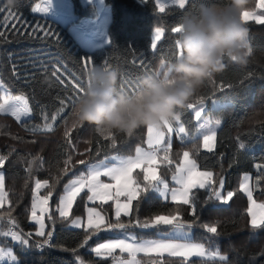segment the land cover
<instances>
[{
  "label": "trees",
  "instance_id": "obj_1",
  "mask_svg": "<svg viewBox=\"0 0 264 264\" xmlns=\"http://www.w3.org/2000/svg\"><path fill=\"white\" fill-rule=\"evenodd\" d=\"M39 1L19 0L17 7L12 9L6 6V0H0V24L3 23L2 17L8 16L9 12L16 17L15 28L11 23L0 27V32L4 33V38L0 39V78L13 95L27 97L29 107L32 108L31 117L22 121L0 113V155L8 156V160L0 167L5 177L4 192L7 193L0 207V245L12 247L18 259L13 264H111L114 256H97L92 249V244L107 237L108 231L91 235L87 244H84V238L91 230L68 226L72 217L82 214L85 195L78 197L71 215L66 219L60 217L56 210L58 197L69 178L86 170L87 166L80 164V160L95 162L104 159L106 155H133L135 147L145 144L147 126L136 129L131 137L116 133L118 139L115 149L89 124H81L72 132L73 164L68 174L62 176L56 184L49 199L45 236L49 232L52 235L49 243L41 248L36 245L43 243L45 237L36 235V225L29 221L32 185L37 179H48L50 184L55 183L63 160L67 158L65 153L69 151L63 135L65 121L67 126L72 124L73 112L79 100L69 104L57 117L52 132H32L30 129L44 123L42 109L52 114L59 106L58 98L75 95L69 84V73L75 75L81 86L87 84L90 71L97 66L116 69L119 85L121 77L138 83L139 80H135L137 75L141 78L146 73L157 71L162 73L161 76L164 72L168 74L171 64L182 51L175 45L179 34L172 33L171 28L179 26L181 18L197 9L201 0H190L186 9H178L176 5L170 4L164 12L159 10L156 0H105L110 8L108 43L94 50H85L79 46L67 25L34 14L32 9ZM71 2L78 18L95 16L92 4L82 6L79 0ZM258 4L259 0H252L249 5L251 11H264ZM247 26L250 28L249 38L253 47L249 64L240 67L226 60V69L211 81H206L190 101L198 105L199 98H204L208 102L204 114L211 120L219 119L221 122L216 132L215 149L208 151L203 147L202 137L209 129L206 128L199 135V124L193 110L186 109L181 119L187 130L184 139H181L180 134L173 133L170 150L173 163L165 165L160 159L156 165L159 176L170 180L172 170L181 162L178 153L189 151L201 170L213 173L214 186L220 179L224 180V192H233L230 202L221 205L216 197L211 196L210 189H195L192 202L197 214L193 217L189 205L164 200L153 188L141 193L139 200H133L130 216L122 215L120 218L127 223L133 216L140 220L152 218L156 214L171 217L169 213L179 209V218L192 224L193 240L226 254L227 258L187 260L173 256H141V264H264V225L255 228L251 226L249 201L239 187L242 175L251 174L254 197L264 203V170L256 167L257 164L264 165V123L252 124L248 120L250 113L264 108V24L249 20ZM157 27L164 29V35L157 49L153 50L151 42ZM32 29H36L35 35ZM44 32L49 35L45 37ZM141 59L147 62L150 72L141 73ZM161 62L166 65L164 69L160 68ZM53 67L60 69L58 75L62 74L61 78H66L65 85L50 75ZM46 68L49 71H45ZM221 84L223 90H220ZM127 91L133 94L134 85ZM213 99H219L221 104L214 107ZM241 142L246 145L244 149L239 148ZM195 143L200 145L198 150L193 147ZM97 148H100L99 156L96 155ZM163 155L161 151L160 157ZM143 175L141 169L133 173L134 179L142 180ZM146 183L143 181V184ZM46 192L47 189L43 188L40 194L45 195ZM93 206L101 208L107 218L115 220L111 202L94 203ZM203 225L217 227V234L208 233ZM162 227L170 228L167 225ZM11 229L20 232L27 241L14 243L10 235H3ZM129 229L141 236H157L156 227Z\"/></svg>",
  "mask_w": 264,
  "mask_h": 264
},
{
  "label": "snow or ice",
  "instance_id": "obj_2",
  "mask_svg": "<svg viewBox=\"0 0 264 264\" xmlns=\"http://www.w3.org/2000/svg\"><path fill=\"white\" fill-rule=\"evenodd\" d=\"M157 6L161 12H164L165 5L160 2V0H156ZM46 6L41 7L40 5H36L33 8V11L36 12H47L48 7L51 3V0H45ZM171 4H174L178 7V9H186V4L190 3V0H170ZM258 7L260 9H264V0H259ZM253 20L255 23L264 24V11L259 14L255 11H246L242 15V20L245 24L249 20ZM3 23L0 24V27L6 26L8 23H11L13 28L16 27V17L12 12L8 13V16L2 17ZM181 31L180 25L174 26L171 28L172 33L179 34ZM32 34H36V29H32ZM49 35L48 32H44V36L47 37ZM164 35V29L161 27H157L155 29V34L152 38L151 48L153 50L157 49V41L161 40V37ZM4 38V33L0 32V39ZM175 45L178 49L179 47V39L175 41ZM135 64V62H134ZM63 67V65H62ZM139 67L141 69V73L150 72L151 69L147 67V62L144 60H140ZM166 67L165 63L161 62L160 68L164 69ZM105 70H110L108 66L104 67ZM67 72V69H64ZM45 71H49L47 68ZM170 71V69H168ZM60 73L59 68L53 67L50 71V75L61 84L65 85L66 78H61L62 74ZM156 75L161 76L162 73L160 71L155 72ZM71 76V81L69 84L71 85L73 91L75 92L74 96H66L63 98H58V107L55 109L54 113L49 114L43 109L41 110V116L43 120V124L36 125L30 131L32 132H52L54 130V124L57 120V117L60 116L69 104H73L76 100H79L83 95L86 94V89L90 86L91 81L88 80L85 86H81L80 82L77 80L74 74L69 73ZM167 72L163 73V76H166ZM135 80H140V76L137 75ZM212 79L208 80L211 81ZM135 94L138 89V83H135L134 80L129 79L125 80L121 77L120 88L121 90H127L129 87L133 86ZM0 87H4V83L2 78H0ZM220 90H223V85H220ZM2 102H0V113H9L11 116L15 117L17 121L21 120L22 117H31L32 108L29 107L28 98L23 95H12L8 92V89L5 87V95L0 98ZM199 107H196L194 103L190 102L188 105V109L193 110L194 118L197 121H201L202 113L204 112V98H199ZM220 121H215V125L219 126ZM65 129H64V138L65 145L69 151L65 153L66 159L63 160V166L60 167L57 176L55 177V183L50 184L48 179H44L43 181L37 179L35 180V189L36 194L33 196L32 200V218L37 221L40 225V231L36 233V235L45 237L44 244L49 243L51 239V233L49 232L47 236H45L44 232V217L43 215H37V209L43 214H47L49 211V199L53 195V191L55 189L56 184L60 182L62 176L67 175L69 169L72 167V149L74 145L72 143V132L77 129L81 124L77 121H73L70 126H67V121H65ZM210 129L208 132H205L202 140L203 147L208 151H212L213 141L216 138V131L212 127V122L210 120L205 119L201 122L197 131L200 132L205 128ZM186 128L184 126V122L181 120L174 123H166L164 129H159L153 126H147V150L143 147H135L134 152L135 155H114L109 156L106 155L104 159L97 160L95 162H88L85 160H80V164H85L86 171L80 173L74 179H70L67 183L63 185V195L58 197V208L56 209L59 212L60 217L67 218L69 215V211L72 208L76 197L81 193L85 192L86 200L88 202H95L99 200L102 204L107 203L109 200H112L115 205V220H111L101 214V211H97L96 208H88V217H87V229L91 230L87 233L84 238L83 243L87 244L88 239L91 238V235L96 234L99 231H112V230H126L131 227H139L141 229H148L151 227H155L156 225H171L176 230V234L186 235L188 229L192 226V224L187 223L181 220L178 216L179 209L174 210L169 213L171 218L167 216L156 214L154 217L149 219L140 220L138 217L133 216L127 223L122 221L120 218L122 215L130 216L132 214V202L133 200H139L141 193L148 192L151 189H157L162 198L167 200L169 195L172 201H180L184 205H189L191 209V214L193 217H196L197 209L192 202L193 189L196 188H208L211 190V196L220 199L222 202L227 203L233 196V192L229 191L227 193V197L222 196L221 191L219 189H223L224 180L220 179L216 182L214 186L213 181V173L201 172L198 170V165L194 159H190V152L183 151L182 153H178V156L182 160V163H178L175 169L172 170V180L176 182L179 187L170 188L167 181L160 176L157 175L153 165L157 163L158 160L162 159L165 165H171L173 163L171 157V140L166 139L168 134L176 132L181 135V139H184V134L186 133ZM100 137H103L104 141L109 143V146L113 149L116 148L117 145V135L116 133L109 132L107 134H99ZM127 136H133V133L127 134ZM99 142V141H98ZM163 145V148H161ZM193 147L197 150L199 149V143L193 144ZM246 145L241 142L239 143V148L244 149ZM91 151V149H89ZM163 151V157H160V152ZM100 148L96 149V155L99 156ZM8 160V156L0 155V167H2L5 162ZM35 160H33V164H35ZM256 167L258 169L264 170V165L257 164ZM135 169H141L145 174L142 177V180L133 179V171ZM29 172H31V168H29ZM101 177L108 178L110 181H114L115 185L113 186L111 183H105ZM249 177L245 176L243 178V182L241 184V189L247 193L248 199L252 203V207L248 209L251 214V226L259 227L264 225V204L257 205L254 200H252V190L249 188ZM143 181H147L148 183L143 184ZM259 179L257 180V184H259ZM5 187V177L3 172H0V204H3L6 200L7 193L4 192ZM47 189L45 195L41 196L39 194V190L41 188ZM86 190V191H85ZM120 197H124L126 202H121ZM253 209H259V213L254 211ZM51 219V217H49ZM14 223V222H13ZM71 223L76 227H81L82 222L79 218L74 219ZM207 229L208 233L217 234V227L203 225ZM3 235H11L15 239L25 240L19 233L15 232H4ZM31 235V234H29ZM27 241V240H25ZM132 243H129L127 239L116 238L111 240L109 243L100 244L98 248L94 251L97 256H111L113 252L117 249L120 250L121 253H128L130 259H117L116 264H141V261L138 260V253H164L167 252L170 256H182L188 257L191 255H195L198 257H204L208 255L210 258H216L219 256L220 260H226V257L220 256L218 252H207L203 244H189V243H174L171 239H161V240H145L143 242H136V237H132Z\"/></svg>",
  "mask_w": 264,
  "mask_h": 264
},
{
  "label": "clouds",
  "instance_id": "obj_3",
  "mask_svg": "<svg viewBox=\"0 0 264 264\" xmlns=\"http://www.w3.org/2000/svg\"><path fill=\"white\" fill-rule=\"evenodd\" d=\"M19 0H6L16 8ZM252 0H201L180 21L182 50L166 76L146 73L138 91L121 90L116 69L97 66L89 73L90 86L77 102L73 117L98 134L133 133L142 126L164 129L182 119L183 111L204 83L226 69L225 61L240 67L253 55L250 28L242 20ZM219 121V119H217ZM216 120V121H217ZM252 124L264 123V108L249 114Z\"/></svg>",
  "mask_w": 264,
  "mask_h": 264
},
{
  "label": "rangeland",
  "instance_id": "obj_4",
  "mask_svg": "<svg viewBox=\"0 0 264 264\" xmlns=\"http://www.w3.org/2000/svg\"><path fill=\"white\" fill-rule=\"evenodd\" d=\"M79 1H80V4L82 6H86V5L92 4L94 6V8H95V16L94 17L83 16L81 18H78L77 15L74 12V7L72 5L71 0H51V3L49 5H47V7H48V11L47 12H36V11H33V9H32V12L34 14H37V15H42V16H47V17L53 18V19L57 20L58 22H60L61 24L67 25L70 34L75 39V41L78 43V45L81 46L83 49H85V50H94L96 48H100V47L104 46L106 43H108L107 28H108V25H109V22H110V8L105 3V0H79ZM160 2L163 3L165 5V7L167 5L171 4L170 0H160ZM36 5H40L41 7H45L46 6L45 0H40L38 3H36L34 5V7H36ZM252 11L257 12L258 14L260 13L259 10H252ZM154 34H155V31L153 33V36H154ZM159 41H157L156 43L158 44ZM8 92L10 94H12L9 90H8ZM4 95H5V86L4 87H0V98H2ZM0 102H2V100H0ZM220 104H221V101L219 99H213L212 100V105L214 107H218ZM195 106L199 107V104L195 105ZM207 108H208V102L204 101V112L207 110ZM204 112L202 113L201 121H197L198 124L203 122L205 119L210 120L212 122V127L217 132L218 128L221 125V122H220L219 126H216L215 125V121L216 120H211L210 118H208L204 114ZM2 114L10 115L9 113H2ZM29 118L30 117H22L21 120H19V121L27 120ZM205 129H203L202 131L198 132V134L199 135L202 134V132L205 131ZM215 140H216V138L213 141H211V143L213 144V142ZM146 144H147V142H146ZM114 155H116V154H114ZM114 155H110V156H114ZM133 155H135V154H133ZM153 168L155 169V171H156V173L158 175L156 164L153 165ZM134 171H133V173H134ZM205 172H208V171H205ZM245 176H248L250 178L249 179V188L252 190V193H253V185H252L251 174H243L242 177H241L240 183H239V187H240V190L247 196V193H245L241 189V184H242L243 178ZM74 178H76V177L69 178L65 183H67L70 179H74ZM101 179L105 183H111L113 186L115 185V182L114 181H110L108 178L101 177ZM133 179H134V177H133ZM42 189H43V187L39 190V194H40ZM219 190L221 191L222 196L227 197V192L226 193L224 192V187H223V189H219ZM32 191H33L32 195L34 196L36 194L35 180H34L33 185H32ZM60 195H63V190L61 191ZM82 195H85V192H81L76 197V200L74 201V203L72 205V208L69 211L68 217L71 215L72 209H73L78 197H80V196L82 197ZM33 196H32V200H33ZM41 196H43V195H41ZM120 200H121L122 203L126 202L124 197H120ZM230 200H228V202L225 203V202H222L220 199H218V203L221 204V205H227L230 202ZM252 200H254L257 205L264 204V203L256 200V198L254 197V194L252 195ZM248 201H249V205H248V209H249V208L252 207V203H251V201L249 199H248ZM108 202H111V204H112V215H113V217H115V214H114L115 213V205H114L112 200H109ZM175 202H180V201H175ZM94 203L102 204L99 200H97L95 202H88L86 200V196H85L84 207H83V210H82V214L80 216L72 217L69 220L68 226L70 228H77V229L86 228L87 229V217H88V211L87 210H88V208H93L94 207V208H96L97 211H101V214L106 217L105 213L103 212V210L101 208H99L97 206H93ZM103 204H105V203H103ZM2 205L3 204H0V207ZM31 206H32V202H31ZM58 206L59 205H57V208H58ZM253 210L257 211L258 213L260 211L259 209H253ZM37 215L38 216L43 215L44 224H45V216H46V214L41 213L39 211V209H37ZM58 215H59V212H58ZM167 217L171 218L169 216H167ZM77 218H79L81 220V222H82L81 227H76V226H74L71 223L72 220L77 219ZM251 219H252V217H251V214H250V222H251ZM29 221L36 225V232L35 233H38L40 231V225H39V223L37 221H35L32 218V208H31V213H30V216H29ZM162 226H166V225H156L155 226L157 228V229H155L156 233H157V236H141L139 233H137L136 231L131 230V229H127L126 232H125V230L108 231L107 232L108 236L105 237L104 239L98 240L95 243H93L92 244V249L94 251L96 248L99 247L100 244L109 243V242H111V240L116 239V238L127 239L129 243H132L133 242L132 241V237L134 236V237H136V242H143L145 240H154V241H156V240H161V239H165V240L171 239L172 242H174V243L203 244L205 249L207 250V252H209V253L218 252L220 254V256H224V257L227 258L226 254L221 253L218 250H213V249L209 248L205 243H203L201 241L193 240L192 230L191 229H188L186 235H180V234H176V230L174 229L173 226L167 225L170 228H166V229H164ZM11 232L19 233L20 236L23 237V235L20 232L16 231V230L11 231ZM44 232H45V227H44ZM10 237L12 238L14 243H16V242L20 243V242L23 241V240H20V239H15L11 235H10ZM111 256H114L111 264H116L117 259H130L128 253H121L119 249L115 250ZM141 256H153V257H161L162 258L164 256H170V255L167 252H164V253L152 252V253H148V254L138 253L136 258L139 260L141 258ZM175 257H181V258H184V259H187V260L192 259V258L213 259V258H210L208 255H206L204 257H198V256H195V255H191V256H188V257H182V256H175ZM214 259H220V258H219V256H217ZM17 261H18V259L13 254L12 247H10L9 245L8 246L7 245H3V246L0 245V264H13V263H16Z\"/></svg>",
  "mask_w": 264,
  "mask_h": 264
},
{
  "label": "crops",
  "instance_id": "obj_5",
  "mask_svg": "<svg viewBox=\"0 0 264 264\" xmlns=\"http://www.w3.org/2000/svg\"><path fill=\"white\" fill-rule=\"evenodd\" d=\"M209 130H210V129H209ZM209 130H208V131H209ZM173 133H174V132H173ZM173 133L168 134V135L166 136V139H170V140H171V144H172V140H173ZM146 142H147V131H146L145 144H144L143 146H139V147H143V148H145V149L147 150L148 145L146 144ZM215 144H216V140L213 142V149H212V150L215 149ZM161 148H163V145H161ZM134 154H135V152H134ZM190 159H194V158L191 157V155H190ZM194 160H195V159H194ZM195 161H196V160H195ZM180 163H182V160H181ZM196 163H197V161H196ZM156 165H157V163H156ZM197 165H198V163H197ZM198 170L201 171V172L203 171V170H201V169L199 168V165H198ZM157 171H158V168H157ZM203 172H205V171H203ZM158 176H159V172H158ZM165 180H166L167 183L169 184V187H170V188H176V187H179V185H177L176 182L172 180V177L170 178V180H167V179H165ZM196 189H200V188H196ZM193 190H195V189H193ZM193 190H192V191H193ZM156 192H158L159 196L162 198L161 193H160L157 189H156ZM164 200H165V199H164ZM167 200L172 201L170 195H169V198H168ZM178 201H179V200H178ZM4 202H5V201H4ZM172 202H174V201H172ZM189 229H191V228H189Z\"/></svg>",
  "mask_w": 264,
  "mask_h": 264
},
{
  "label": "built area",
  "instance_id": "obj_6",
  "mask_svg": "<svg viewBox=\"0 0 264 264\" xmlns=\"http://www.w3.org/2000/svg\"><path fill=\"white\" fill-rule=\"evenodd\" d=\"M11 231H14L13 229H11ZM38 248H41V247H43V246H45V244L44 243H37V245H36Z\"/></svg>",
  "mask_w": 264,
  "mask_h": 264
}]
</instances>
